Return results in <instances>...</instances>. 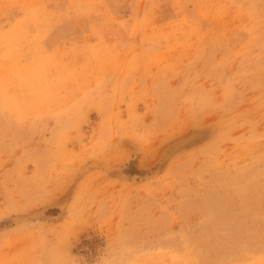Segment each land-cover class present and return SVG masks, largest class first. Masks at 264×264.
I'll return each mask as SVG.
<instances>
[{"label":"rangeland","instance_id":"obj_1","mask_svg":"<svg viewBox=\"0 0 264 264\" xmlns=\"http://www.w3.org/2000/svg\"><path fill=\"white\" fill-rule=\"evenodd\" d=\"M0 264H264V0H0Z\"/></svg>","mask_w":264,"mask_h":264},{"label":"bare ground","instance_id":"obj_2","mask_svg":"<svg viewBox=\"0 0 264 264\" xmlns=\"http://www.w3.org/2000/svg\"><path fill=\"white\" fill-rule=\"evenodd\" d=\"M211 2L209 1V5H211L210 4ZM221 4H222V2H220ZM214 4V3H213ZM212 4V5H213ZM208 5V4H207ZM214 6V8H218V6H215V5H213ZM212 6V7H213ZM222 9H223V7H222ZM227 10V9H226ZM216 11H218V9L216 10ZM219 11L221 12V9H219ZM222 11H224V10H222ZM209 12V11H208ZM231 12V11H230ZM217 12H213V15L215 16V14H216ZM219 13V12H218ZM208 17V16H207ZM228 18V17H227ZM223 19V18H222ZM226 21V20H225ZM233 21V20H232ZM231 21V22H232ZM221 28V27H220ZM223 28V27H222ZM224 29V28H223ZM28 33V32H27ZM7 48V47H6ZM82 53H84V52H82ZM121 53V52H120ZM160 54V53H159ZM82 55H84L85 56V54H82ZM104 56V55H103ZM121 56V55H120ZM100 57V56H99ZM111 58V57H110ZM146 58V57H145ZM90 59H94V58H90ZM89 59V60H90ZM168 59V58H167ZM109 61H110V59H109ZM84 62V61H83ZM94 61H92L91 63H93ZM96 62V61H95ZM35 63V62H34ZM87 63H88V61H87ZM97 64V63H96ZM107 64H109V63H107ZM2 65V64H1ZM87 65V64H86ZM35 66V65H34ZM38 67V66H37ZM70 67V66H69ZM3 68V67H2ZM32 68H33V66H32ZM9 69H11V68H9ZM34 69V68H33ZM37 68H36V66H35V70H36ZM40 69H41V67H40ZM40 69H39V71H38V73L40 72ZM2 70V69H1ZM4 70V69H3ZM7 70H5V72H6ZM9 71V70H8ZM30 71V70H29ZM69 71V70H68ZM73 71V70H72ZM85 71V70H84ZM9 73H11L10 71H9ZM27 73V72H26ZM35 73H37L36 71H35ZM73 73V72H72ZM2 74V73H1ZM5 74V73H4ZM40 74V73H39ZM11 76H14V75H11ZM25 76H26V74H25ZM34 76V73H33V75H32V77ZM35 76H37L38 77V75H35ZM73 76V75H72ZM17 80H15V82L16 83H9L10 84V86L11 87H13V88H15L14 90H16V92H18L19 93V95L20 96H22L24 99H26L25 97H24V91H23V85L25 84V83H21V81L23 82V80L22 79H20V78H17L16 76H14ZM86 77V76H85ZM14 78V79H15ZM25 78V77H24ZM27 78H29V77H27ZM26 78V79H27ZM5 79V78H4ZM13 80V79H12ZM67 81V80H66ZM71 81V80H70ZM67 83V82H66ZM46 85H48V84H46ZM9 86V85H8ZM76 86V85H75ZM59 87V86H58ZM69 87V86H68ZM25 88V87H24ZM65 88V87H64ZM76 88V87H75ZM34 90V89H33ZM45 90V89H44ZM49 89L47 88V91H48ZM73 90V89H72ZM7 91V90H6ZM46 91V92H47ZM45 92V91H44ZM16 94V93H15ZM40 94V93H39ZM41 94H42V92H41ZM65 94V93H64ZM42 95H44V94H42ZM47 95V94H46ZM36 96V95H35ZM40 96V95H39ZM60 96V95H59ZM31 97V96H30ZM20 97H18V99H19ZM36 98V97H35ZM51 105H53V103L51 104ZM58 107H59V105H58ZM23 108V107H22Z\"/></svg>","mask_w":264,"mask_h":264}]
</instances>
